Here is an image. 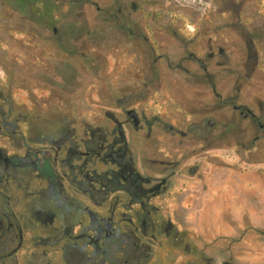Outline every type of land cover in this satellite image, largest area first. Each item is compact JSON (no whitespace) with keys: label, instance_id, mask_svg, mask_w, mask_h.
I'll return each mask as SVG.
<instances>
[{"label":"flooded vegetation","instance_id":"af4514ba","mask_svg":"<svg viewBox=\"0 0 264 264\" xmlns=\"http://www.w3.org/2000/svg\"><path fill=\"white\" fill-rule=\"evenodd\" d=\"M4 1L28 26L0 36V56L7 54L15 75L0 77V264H232L207 254L211 239L177 219L200 200L187 182L198 168L190 159L205 157L206 148L188 141L203 140L213 121L183 119L152 134L144 110L126 105L122 116L105 111L110 125H46V116H66L67 92L82 86V74L66 61L80 38L93 37L54 27L52 0ZM256 63L253 56L252 69ZM1 64L8 61L0 63L5 72ZM228 103L264 128L246 105L222 99L219 107ZM227 128L218 127L219 139Z\"/></svg>","mask_w":264,"mask_h":264},{"label":"rangeland","instance_id":"374dc122","mask_svg":"<svg viewBox=\"0 0 264 264\" xmlns=\"http://www.w3.org/2000/svg\"><path fill=\"white\" fill-rule=\"evenodd\" d=\"M52 1L54 27L83 36L88 31L93 38H80L66 61L82 74V86L65 97L66 116L57 121L46 116L45 124L110 125L105 111L122 116L126 105L144 110L152 134L159 133V125H181L183 119L206 125L210 119L215 129L203 140L188 141L206 148L205 157L190 159L198 168L187 182L200 200L177 219L183 216L199 239H211L207 254L232 264H264V128L251 126L230 103L219 107L222 99L233 100L264 122V0ZM1 4L6 2L0 0V36L27 29L26 21ZM6 55L0 56V63L8 61L7 67L1 64L0 77L14 78ZM223 122L228 128L222 140ZM153 168L148 165L146 172Z\"/></svg>","mask_w":264,"mask_h":264},{"label":"water","instance_id":"95a60500","mask_svg":"<svg viewBox=\"0 0 264 264\" xmlns=\"http://www.w3.org/2000/svg\"><path fill=\"white\" fill-rule=\"evenodd\" d=\"M263 126H264V124H263Z\"/></svg>","mask_w":264,"mask_h":264}]
</instances>
